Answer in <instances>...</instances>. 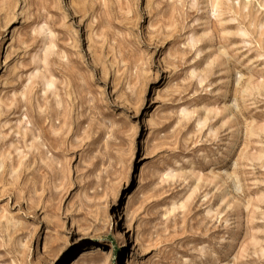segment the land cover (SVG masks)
Wrapping results in <instances>:
<instances>
[{"label": "rangeland", "instance_id": "obj_1", "mask_svg": "<svg viewBox=\"0 0 264 264\" xmlns=\"http://www.w3.org/2000/svg\"><path fill=\"white\" fill-rule=\"evenodd\" d=\"M0 264H264V0H0Z\"/></svg>", "mask_w": 264, "mask_h": 264}, {"label": "bare ground", "instance_id": "obj_2", "mask_svg": "<svg viewBox=\"0 0 264 264\" xmlns=\"http://www.w3.org/2000/svg\"><path fill=\"white\" fill-rule=\"evenodd\" d=\"M97 231H91V230H88L86 231V237H95L98 233H95Z\"/></svg>", "mask_w": 264, "mask_h": 264}]
</instances>
